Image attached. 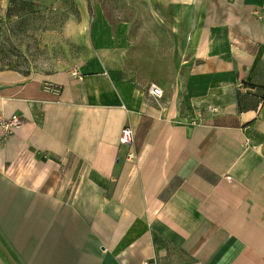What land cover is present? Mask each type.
I'll return each instance as SVG.
<instances>
[{"label":"crops","instance_id":"0c3cea01","mask_svg":"<svg viewBox=\"0 0 264 264\" xmlns=\"http://www.w3.org/2000/svg\"><path fill=\"white\" fill-rule=\"evenodd\" d=\"M141 1L172 28L169 83L88 0L76 64L0 71V119H23L0 131V264H264V0Z\"/></svg>","mask_w":264,"mask_h":264},{"label":"rangeland","instance_id":"374dc122","mask_svg":"<svg viewBox=\"0 0 264 264\" xmlns=\"http://www.w3.org/2000/svg\"><path fill=\"white\" fill-rule=\"evenodd\" d=\"M108 21L131 23L129 62L141 82L169 83L180 52L161 13L141 0H88ZM75 0H0V71L51 72L76 64L83 47ZM176 49V50H175Z\"/></svg>","mask_w":264,"mask_h":264},{"label":"built area","instance_id":"2783aa9c","mask_svg":"<svg viewBox=\"0 0 264 264\" xmlns=\"http://www.w3.org/2000/svg\"><path fill=\"white\" fill-rule=\"evenodd\" d=\"M75 77H79V73L77 69H74L71 73ZM150 94L157 99L163 97L164 92L161 88L156 85H152L149 90ZM23 125V119L18 114H14L9 118H1L0 119V131L2 135V139L6 140L8 136L13 134L16 130H18ZM134 131L126 127L122 130L120 135V144L122 145H130L134 142ZM227 180H231V177H227Z\"/></svg>","mask_w":264,"mask_h":264},{"label":"trees","instance_id":"16d2710c","mask_svg":"<svg viewBox=\"0 0 264 264\" xmlns=\"http://www.w3.org/2000/svg\"><path fill=\"white\" fill-rule=\"evenodd\" d=\"M10 1H11V3L13 4V3H16L17 0H10Z\"/></svg>","mask_w":264,"mask_h":264}]
</instances>
